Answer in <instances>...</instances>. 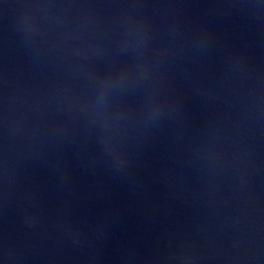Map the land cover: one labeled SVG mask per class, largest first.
Instances as JSON below:
<instances>
[{
  "label": "water",
  "instance_id": "water-1",
  "mask_svg": "<svg viewBox=\"0 0 264 264\" xmlns=\"http://www.w3.org/2000/svg\"><path fill=\"white\" fill-rule=\"evenodd\" d=\"M0 264H264V0H0Z\"/></svg>",
  "mask_w": 264,
  "mask_h": 264
}]
</instances>
